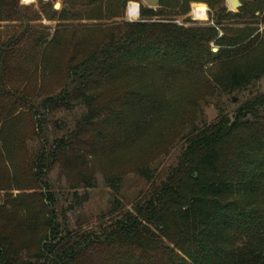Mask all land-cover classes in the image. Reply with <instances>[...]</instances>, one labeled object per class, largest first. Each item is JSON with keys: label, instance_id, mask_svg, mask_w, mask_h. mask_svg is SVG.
I'll return each instance as SVG.
<instances>
[{"label": "trees", "instance_id": "trees-1", "mask_svg": "<svg viewBox=\"0 0 264 264\" xmlns=\"http://www.w3.org/2000/svg\"><path fill=\"white\" fill-rule=\"evenodd\" d=\"M18 1L0 0V19L13 15ZM154 15L143 9L139 20L110 25L88 40L81 57L68 56L61 88L29 102L33 140L25 176L6 180L0 173V185L14 181L30 192L0 196V264H264V93L258 91L232 110L219 108L209 124L190 118L163 177L146 165L133 170L148 186L127 206L119 197L123 177H104L113 194L108 212L87 227L73 222L97 182L88 173L89 156L124 145L157 107L144 78L190 74L202 88L232 93L254 88L264 76V35L237 45L247 32L217 38L211 25L143 20ZM7 49L0 43V91ZM210 63L208 80L203 70ZM17 107L12 98L0 103L2 143ZM54 169L67 177L65 194L50 176Z\"/></svg>", "mask_w": 264, "mask_h": 264}, {"label": "rangeland", "instance_id": "rangeland-1", "mask_svg": "<svg viewBox=\"0 0 264 264\" xmlns=\"http://www.w3.org/2000/svg\"><path fill=\"white\" fill-rule=\"evenodd\" d=\"M239 1L240 7L231 10L226 0H160L153 7H148L143 0H19L16 12H12L11 16L4 14L0 19V43H6L9 52L0 103L5 105L12 98L18 105L14 110L17 113L6 144L1 142L0 137L1 175L6 180L15 174L20 179L25 176L26 154L33 137L28 112L30 103L36 105L43 97L52 95L61 88L68 56L81 57L88 40L99 38L110 25L123 20H139L143 9L152 10L155 14L144 17L145 21L173 22L186 29L211 25L217 28V38L232 36L237 30L247 32L249 36L246 41L237 45L252 40L254 36L261 39L264 35V0ZM131 3H138L139 14L135 18L127 15V8ZM198 4L207 8V15L203 20L193 15V6ZM253 10L256 12L251 14ZM209 47L213 53L219 50L213 40ZM211 64L206 65L203 70L204 77L208 80L213 77L209 71ZM160 73L161 71L156 70V74ZM189 75L176 74L159 80L144 78L151 82L148 89L153 90L157 107L140 125L139 133L124 145L89 156L88 173L97 182L95 187L87 190L88 200L71 215L74 223L87 227L108 212L113 194L105 186L103 179L109 174L123 177L119 189L123 207L148 186L143 179L133 175L136 167L146 165L158 175V179L163 177L165 169L177 160L183 146L181 137L191 126L188 125L190 118L198 126L209 124L216 119L219 108L232 110L256 91L264 93V76L254 88L227 93L202 88L200 84H194L192 75ZM23 97H27L28 102L22 101ZM191 114L194 117H190ZM61 115L64 116L60 113L56 118ZM9 140L11 147L7 149ZM13 164L17 169L11 168ZM9 166L7 175L6 169ZM50 176L60 185L58 191L65 194L67 177L58 169L52 170ZM0 189V196L3 198L30 192L17 190L14 181L0 185ZM77 192L80 195L84 188H77ZM67 204L64 203L65 207Z\"/></svg>", "mask_w": 264, "mask_h": 264}, {"label": "bare ground", "instance_id": "bare-ground-1", "mask_svg": "<svg viewBox=\"0 0 264 264\" xmlns=\"http://www.w3.org/2000/svg\"><path fill=\"white\" fill-rule=\"evenodd\" d=\"M30 1H32V0H30ZM137 4L131 3L129 5L128 12H127V15L129 17L135 18L139 14V9H138V5ZM206 10H207V8H205L204 5H199V4L195 5V6H193V15H194L195 18L203 20V19L206 18V15H207L206 14Z\"/></svg>", "mask_w": 264, "mask_h": 264}, {"label": "water", "instance_id": "water-1", "mask_svg": "<svg viewBox=\"0 0 264 264\" xmlns=\"http://www.w3.org/2000/svg\"><path fill=\"white\" fill-rule=\"evenodd\" d=\"M160 0H143V2L148 6V7H153L156 6L159 3ZM227 6L231 10H237L241 3L239 0H226Z\"/></svg>", "mask_w": 264, "mask_h": 264}, {"label": "built area", "instance_id": "built-area-1", "mask_svg": "<svg viewBox=\"0 0 264 264\" xmlns=\"http://www.w3.org/2000/svg\"><path fill=\"white\" fill-rule=\"evenodd\" d=\"M127 10H128V8H127Z\"/></svg>", "mask_w": 264, "mask_h": 264}]
</instances>
